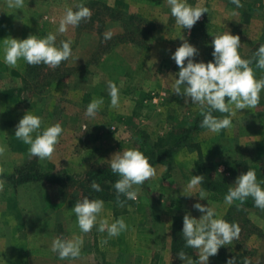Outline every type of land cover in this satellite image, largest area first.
<instances>
[{"label": "rangeland", "instance_id": "1", "mask_svg": "<svg viewBox=\"0 0 264 264\" xmlns=\"http://www.w3.org/2000/svg\"><path fill=\"white\" fill-rule=\"evenodd\" d=\"M94 2H103L110 7L112 13L122 11L127 16L123 19L112 18L111 14L105 12V8L95 6ZM240 2L242 7L237 8L230 0H189V3L199 4L209 10L189 31L176 25L167 0H23L20 7H9V0H0V76L6 75V73L2 74L5 70L10 73L8 76L10 80L5 83H14L17 75L19 79V71L23 70L21 77L25 80L23 96L25 113L29 111L34 113L35 109H39L40 116L43 117L47 116V109L55 100L52 93L51 95L44 93L47 89L43 86L44 84L50 85L59 82L58 78H63L62 81H65L75 76H92L97 79L98 81L93 79L92 85L102 84L101 97L104 104L98 111L101 113L102 120L96 126L104 132L105 136L107 135L105 141L108 143L105 145L110 144L108 141L110 139H115L117 145L108 149L109 151L105 154V161L109 162L114 154L122 150L137 148L141 151L143 145L147 148L152 147L157 138L166 137L182 122L191 121L200 114L198 105L192 104L190 99L188 103H185L184 98L173 93L171 87L176 78L174 75L179 71L171 55L183 43L181 39L184 38L199 50V55L195 57L197 62H208L213 59L212 40L214 36L226 31L240 37L239 51L242 58L249 59L253 55L254 48L264 40V0H240ZM80 4L91 9V18L81 21L78 26H69L66 33L57 34V44L67 40L72 42V56L67 61L61 62L58 67L44 64L29 65L22 59L18 61V66L15 68L3 63L4 39L23 40L30 35L44 37L49 32L56 33L66 9L71 7L75 10ZM233 12L236 14L233 15ZM131 14H137L155 25L152 35L144 38L146 42L144 48L121 40L128 35L127 24ZM129 26L134 27L130 24ZM106 33H111V37L106 39ZM255 74L257 78H264L262 69L257 70ZM109 81L114 82L119 88L120 104L117 108H113L110 103ZM37 85L39 88H36ZM12 86L15 88V84ZM6 87V85L0 87V92L2 93V89L5 90ZM2 97L4 101H1V106H6L8 100H14L7 99L3 93ZM55 101L54 113H63L62 110H57L61 108L66 110L69 108V113H72L71 111L78 108L75 98L70 103L59 101V99ZM87 102L90 103L91 100ZM81 107L86 109L87 106L81 105ZM14 120V116L9 118V121L14 122ZM54 120L59 123L63 119L56 116ZM231 120V127L219 133L206 130L196 137L198 139L196 141L201 144L200 146L208 156L207 161L205 160L206 164L213 165V169L216 170L213 174L217 179L224 181L228 188L235 184L238 176H231L221 163L236 159L243 160L252 167L264 163V90L261 91L260 101L254 108L236 110ZM96 126L93 124L92 127ZM247 127L249 133L263 131L262 139L250 140L248 137L249 140L246 141L243 134ZM113 133L116 135L112 139ZM223 145L227 147L224 151H214L215 148H221ZM187 151L192 152L193 149L188 148ZM195 157L194 167L192 164L194 173L196 175L198 170L199 175L203 176V166L199 163L198 157ZM35 158L37 157H27L24 165ZM17 168L0 164V181H3L2 185H6L3 188H17L18 185L15 186L6 177V174L14 173ZM40 168L46 170L44 167ZM60 169H66L77 178L84 177L86 174V171L78 165H60L53 170ZM144 185L145 182L140 186L143 188ZM24 189L45 193L53 203L63 202L64 199L55 185L35 182L32 186H25ZM68 192L70 197L68 196L66 201L72 198L73 204H76L77 200H82L83 193L77 186L70 187ZM210 197L218 196L208 193L207 200L217 202ZM134 203L132 206L145 209L147 222L153 221L150 206L159 207L165 204L157 195H148L147 191L143 192V190L138 192ZM127 206H121L117 211L125 214ZM113 214L116 216L114 206ZM249 217L264 231V218L256 214ZM91 233L94 236L95 227ZM241 240L246 251L264 255V239L257 234L245 236ZM90 248L95 254L94 244L90 245ZM197 254H199L198 250ZM188 257L193 258V256ZM183 264L187 262L183 261Z\"/></svg>", "mask_w": 264, "mask_h": 264}, {"label": "crops", "instance_id": "2", "mask_svg": "<svg viewBox=\"0 0 264 264\" xmlns=\"http://www.w3.org/2000/svg\"><path fill=\"white\" fill-rule=\"evenodd\" d=\"M22 72L23 70L19 71V79L17 75L14 83H5L10 80L8 77L10 73L5 70L2 74L6 73V75L0 76V87L7 86L5 90L2 89L3 96L7 99H14L13 101L8 100L6 106L0 104V146L5 148L3 154H0V161H2L0 164L13 166L14 169L23 165L25 159L31 156L28 151L29 145L15 137L16 126L26 114L23 98L25 80L21 77ZM93 79L92 76H75L47 86L45 94L51 95L52 93L55 96L53 99L68 103L75 98L78 108L71 111L72 113H69V108L67 110L57 109L58 111L62 110L63 113H54L56 104L54 100L47 109V116H40V110L35 109L33 114L42 118L41 130L57 123L54 120L56 116L63 119L59 123L64 128V133L52 157L45 159L37 157L40 167L53 170L60 165H78L87 172L92 165L105 161L108 149L117 146L113 139L116 135L114 133L111 134L113 140H108L110 144L105 145L108 143L105 141L107 135L105 136L104 132L96 126L102 120L101 113H97L94 118H89L85 115L86 109L81 107V105L89 104L87 100L92 101L94 97L100 98L103 95L102 84L92 85L94 80L98 81ZM13 84H15V88H13ZM2 93L0 92V103L3 100ZM13 116L15 117L14 122L9 121V118ZM93 124L96 126L95 128L92 127ZM206 130L208 131L204 128L200 133H197L192 143L197 144L196 137ZM261 133L263 131L249 133L247 127L243 137L246 141L249 140L248 137L250 140L257 138L261 140L263 136ZM33 135L35 136V134ZM197 145L205 158L208 159L204 149L200 146L201 144ZM226 148L223 145L221 148H215L214 151H224ZM187 149L178 150L173 159L166 164L154 165L156 175L145 181L146 186L144 185L143 188L140 185L134 186L138 190L141 188L143 192L147 191L148 195H157L166 204L159 207L150 206L153 215L152 222H147L143 207L132 206L135 204L134 201L132 203V200L131 205L128 204L126 208V213L118 217L113 214V204L105 202L98 220L108 219L109 223H112L115 219L122 217L128 226L127 230L115 237H109L106 231L98 232L96 227L94 236L91 231L82 233L73 212L75 204H73L72 198L53 203L45 193L25 191V186H32L34 183L21 184L12 189L3 188L6 185L0 186V264H175L171 253L172 218L175 216L184 217L187 213H191L192 216L199 219L202 213L196 210L193 205L201 203L207 207L209 202L200 200L199 192L202 190L200 185L191 191L185 190L192 175L200 176L196 169L197 174L195 175L193 168L195 156L199 159V153L194 148H192V152ZM205 192L208 199L209 192ZM210 198L217 201L209 203L218 218H224L228 209L234 204V201L228 205L224 200L215 199L216 197ZM164 221L166 222L164 223ZM56 237L82 238L83 245L80 256L75 259L60 260L58 254L51 251L52 241ZM93 244L95 254L90 248V245L93 246ZM198 255L195 259H191L194 262L197 261ZM181 263L183 264V261L179 264ZM209 264L223 263L214 256L210 257Z\"/></svg>", "mask_w": 264, "mask_h": 264}, {"label": "clouds", "instance_id": "3", "mask_svg": "<svg viewBox=\"0 0 264 264\" xmlns=\"http://www.w3.org/2000/svg\"><path fill=\"white\" fill-rule=\"evenodd\" d=\"M230 2L237 8L242 7L240 0ZM22 3L23 0H9L8 6L20 7ZM167 4L176 25L189 31L202 15L209 11L207 7L189 3V0H167ZM235 14L233 12V15ZM91 16V9L80 4L75 10L71 7L66 9L56 33L49 32L44 37L30 35L23 40L4 39L3 63L15 68L22 59L29 65L44 64L58 67L61 62L72 56L73 50L70 40L57 44V34L66 33L69 26H78L81 21L90 19ZM110 37L111 33L105 34L106 39ZM181 40L183 43L171 55V59L179 68L171 85L173 93L182 96L185 103L190 99L192 104L199 106L203 117L200 127L219 133L231 127V117L236 114V110L252 109L259 103L260 93L264 90V78H257L254 68L264 70V45H260L252 59H244L239 51L240 37L226 31L214 36L212 40L213 59L208 62H197L195 57L199 55V50L184 38ZM108 89L111 106L117 108L120 104L119 88L114 82L109 81ZM103 104L102 97H94L87 105L85 115L94 118ZM215 112L227 115L221 118L215 116L213 114ZM41 125L42 118L29 111L17 124L15 137L29 145V155L40 159L51 158L64 128L60 123H55L41 130ZM4 151L5 148L0 146V154ZM109 162L112 173L120 177L114 184L117 204L120 206H123L121 195L126 200L135 201L139 190L134 186L143 185L156 175V167L150 163V157L137 148L122 150L114 154ZM203 179L202 175H192L185 190H193L202 184ZM2 184L3 181H0V186ZM91 188L97 192L101 191L95 180L92 181ZM199 196L200 200H207L205 191L201 190ZM249 197L254 200L256 207L264 210V180H258L256 172L252 169L237 177L235 184L228 188L224 202L231 205L234 200L243 202ZM104 204L102 199L89 197L77 200L73 212L82 233H88L96 227L98 232L106 231L109 237H115L127 230L128 226L122 217L112 223H109L108 219L98 220ZM193 207L202 215L197 219L191 213H187L183 218L182 233L185 247L198 250V260L194 262L184 251L178 253V258L187 264H209L210 257L216 256L221 247L239 238L241 229L235 222L218 218L209 202L207 207L201 203H196ZM82 245L83 239L80 237H56L52 241L51 251L57 253L60 260L75 259L80 256ZM227 264H236V259H228ZM244 264L250 262L245 260Z\"/></svg>", "mask_w": 264, "mask_h": 264}, {"label": "trees", "instance_id": "4", "mask_svg": "<svg viewBox=\"0 0 264 264\" xmlns=\"http://www.w3.org/2000/svg\"><path fill=\"white\" fill-rule=\"evenodd\" d=\"M93 4L100 8H105V12L107 14H111L110 16L112 18L123 19L127 16L122 11H117L116 14L112 13L110 7L103 2H94ZM128 22V35L125 39H121L122 42L133 43L142 48L146 47L144 38H149L152 35L155 30V25L137 14H131L128 18ZM129 24L134 25V27H130ZM260 45H264V40L254 48L253 55ZM253 55L249 59H252ZM254 70L256 72L259 69L254 68ZM62 80L63 78H58V81ZM43 86L47 87L49 86V83L44 84ZM36 88H39V86L37 85ZM213 114L217 117H223L225 115L219 112H215ZM202 119L203 117L201 114H197L191 121L187 120L182 122L177 129H174L170 132V134L166 135V137H160L155 143H153L152 147L147 148L146 145H143L141 147V151L146 156L150 157V163L157 165L170 162L175 153L180 149H196L199 153V163L203 166L202 171L204 173V179L200 185L201 189L208 191L214 196H218L215 199L218 198L220 200H224V196L228 191L227 184L224 183V181L217 179L215 174H213L216 171L213 169V165L206 164V158L203 155L202 150L197 144L192 143L194 136L204 129L200 127ZM221 165L226 167L227 172L231 176H240L241 174H245L249 169H252L256 172L258 180H264V163H261L257 167H252L247 162L236 159L224 161ZM6 177L15 186L35 182L55 185L64 196L63 201L69 196V188L77 186L83 193L82 199L84 197H89L90 199H102L104 202H111L114 206L115 217L122 215L119 211H117L121 206L117 204V193L114 188L115 182L120 177L112 173L110 162L104 161L94 164L88 169L84 177L77 178L76 176L71 175L66 169H60L58 171L44 170L40 168L37 158H35L29 164L21 165L14 173L6 175ZM93 180L100 185L101 191L97 192L91 188ZM120 200L123 202V206L130 204V200H126L123 195L120 196ZM252 214H256L259 217L264 218V210L256 207L254 200L251 197L247 198L243 202L234 200V204L228 209L223 219L228 222H235L240 226V240L239 238L235 239L231 244L225 245L219 249L216 256L221 263L227 264L228 259L235 258L236 264H244L245 260H248L250 264H264V255L246 251L244 245L242 244L243 240H241V238L245 236L250 237L251 235L256 234L258 237L264 239V231L255 225L249 217V215ZM183 218V216H175L172 218L171 253L175 264H179L181 262L178 258V253L180 251H184L187 257L193 256V259L197 256L196 249L185 247V240L182 233Z\"/></svg>", "mask_w": 264, "mask_h": 264}]
</instances>
